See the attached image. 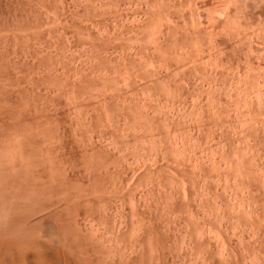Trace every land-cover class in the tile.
Masks as SVG:
<instances>
[{
    "label": "rangeland",
    "instance_id": "rangeland-1",
    "mask_svg": "<svg viewBox=\"0 0 264 264\" xmlns=\"http://www.w3.org/2000/svg\"><path fill=\"white\" fill-rule=\"evenodd\" d=\"M3 236L264 264V0H0Z\"/></svg>",
    "mask_w": 264,
    "mask_h": 264
},
{
    "label": "bare ground",
    "instance_id": "bare-ground-1",
    "mask_svg": "<svg viewBox=\"0 0 264 264\" xmlns=\"http://www.w3.org/2000/svg\"><path fill=\"white\" fill-rule=\"evenodd\" d=\"M8 237L3 236L0 239V264H61L58 253L49 250L43 240L33 239L27 244L21 238L19 241Z\"/></svg>",
    "mask_w": 264,
    "mask_h": 264
}]
</instances>
